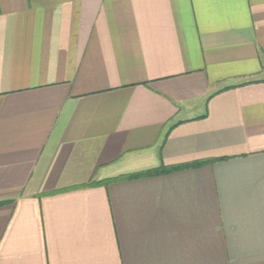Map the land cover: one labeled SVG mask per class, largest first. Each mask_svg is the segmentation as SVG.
<instances>
[{
	"label": "crops",
	"instance_id": "1",
	"mask_svg": "<svg viewBox=\"0 0 264 264\" xmlns=\"http://www.w3.org/2000/svg\"><path fill=\"white\" fill-rule=\"evenodd\" d=\"M0 264H264V0H0Z\"/></svg>",
	"mask_w": 264,
	"mask_h": 264
},
{
	"label": "trees",
	"instance_id": "2",
	"mask_svg": "<svg viewBox=\"0 0 264 264\" xmlns=\"http://www.w3.org/2000/svg\"><path fill=\"white\" fill-rule=\"evenodd\" d=\"M198 165H201V162H193L190 164H185V165H180V166H164V165H161L158 168L147 170V171L142 172V173H135V174H131V175H124V176H119V177H115V178H110L108 180H105L104 183H108L111 181H120V180H124V179L135 178V177H141V176H145V175H155V174H161V173H168V172L174 171V170L179 169V168L198 166ZM80 187H82V186H80Z\"/></svg>",
	"mask_w": 264,
	"mask_h": 264
}]
</instances>
